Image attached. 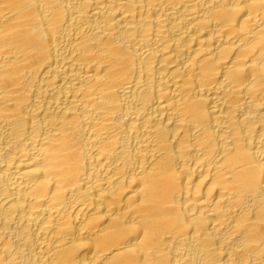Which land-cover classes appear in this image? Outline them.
<instances>
[{
	"label": "bare ground",
	"instance_id": "1",
	"mask_svg": "<svg viewBox=\"0 0 264 264\" xmlns=\"http://www.w3.org/2000/svg\"><path fill=\"white\" fill-rule=\"evenodd\" d=\"M0 264H264V0H0Z\"/></svg>",
	"mask_w": 264,
	"mask_h": 264
}]
</instances>
